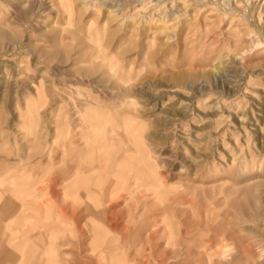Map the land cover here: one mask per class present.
<instances>
[{
  "label": "rangeland",
  "instance_id": "1",
  "mask_svg": "<svg viewBox=\"0 0 264 264\" xmlns=\"http://www.w3.org/2000/svg\"><path fill=\"white\" fill-rule=\"evenodd\" d=\"M20 261L264 264V0H0Z\"/></svg>",
  "mask_w": 264,
  "mask_h": 264
},
{
  "label": "bare ground",
  "instance_id": "2",
  "mask_svg": "<svg viewBox=\"0 0 264 264\" xmlns=\"http://www.w3.org/2000/svg\"><path fill=\"white\" fill-rule=\"evenodd\" d=\"M136 144V143H135ZM137 145H138V143H137ZM136 145V146H137ZM109 149H112V148H109ZM108 151H110V150H108ZM107 151V154L109 153ZM114 150H112V152H113ZM68 154L70 155V158H71V160H73V161H71V165H72V168H71V170L72 171H74V176H79L81 173H82V170L80 169V168H82V165H79V164H75V162L78 160V158H80L81 157V154H82V150L79 148V147H76L75 145H74V143L73 142H71V144H70V147H69V151H68ZM111 156V155H110ZM105 157H108V156H105ZM108 159V158H107ZM75 165V166H74ZM67 166V165H66ZM112 170V169H111ZM114 171V170H113ZM64 179H66V178H64ZM70 179V178H69ZM55 180V179H54ZM63 180V179H62ZM68 180V179H67ZM53 181V180H52ZM57 182V181H56ZM81 193V192H80ZM81 194H83V193H81ZM84 196L86 197V198H90L91 196H90V194H84ZM83 196V197H84ZM85 199V198H84ZM87 227L88 228H90V226H94V224L92 225V221L89 219V220H87ZM80 234L81 235H83L82 236V238L85 236V232L84 231H81L80 232ZM28 239V238H27ZM27 239H24L23 240V243L22 244H24V245H26L27 244ZM95 240H97L96 238L93 240V241H95ZM93 241L91 242V243H93ZM113 242V241H112ZM8 244H10V243H8ZM39 245L41 246V247H44V246H46V248L49 250V245H47L45 242H39ZM22 247V246H21ZM21 250H20V248H16L15 250L14 249H11L10 250V253H19ZM51 253V252H50ZM13 254H11V255H13ZM10 256V255H9Z\"/></svg>",
  "mask_w": 264,
  "mask_h": 264
},
{
  "label": "crops",
  "instance_id": "3",
  "mask_svg": "<svg viewBox=\"0 0 264 264\" xmlns=\"http://www.w3.org/2000/svg\"><path fill=\"white\" fill-rule=\"evenodd\" d=\"M40 207V206H39ZM40 209V208H39ZM13 261H16V260H13ZM19 262V261H18ZM20 263L22 264V262L20 261ZM25 263V262H24Z\"/></svg>",
  "mask_w": 264,
  "mask_h": 264
}]
</instances>
